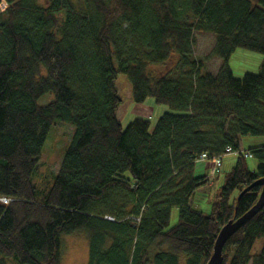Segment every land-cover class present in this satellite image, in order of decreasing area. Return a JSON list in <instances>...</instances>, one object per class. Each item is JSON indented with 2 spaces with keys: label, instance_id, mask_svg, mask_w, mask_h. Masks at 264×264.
<instances>
[{
  "label": "trees",
  "instance_id": "1",
  "mask_svg": "<svg viewBox=\"0 0 264 264\" xmlns=\"http://www.w3.org/2000/svg\"><path fill=\"white\" fill-rule=\"evenodd\" d=\"M1 2L0 198L10 203H0V264H60L61 236L76 231L87 235V264H207L220 229L261 192L253 184L264 178V145L241 152L239 142L264 137V62L258 74L235 78L228 60L237 49L264 56V0ZM195 34L213 36L204 57L195 55ZM212 59L221 61L215 74ZM153 66L166 70L153 75ZM119 74L134 103L152 98L171 113L153 128L137 119L123 129ZM48 94L53 100L39 105ZM57 123L73 135L43 191L35 175ZM227 148L240 153L205 214L190 206L210 184L196 164ZM245 152L258 160L254 172ZM222 258L264 264V208Z\"/></svg>",
  "mask_w": 264,
  "mask_h": 264
},
{
  "label": "rangeland",
  "instance_id": "2",
  "mask_svg": "<svg viewBox=\"0 0 264 264\" xmlns=\"http://www.w3.org/2000/svg\"><path fill=\"white\" fill-rule=\"evenodd\" d=\"M47 0H39L40 4H45ZM81 0H74L75 3H80ZM256 3V0H252ZM213 46V36L210 34H195V55L196 57H204L208 54ZM264 62V56L247 51L244 49H237L229 58L228 66L231 69L235 78H242L245 74H258L261 65ZM174 65V61L169 64L167 69ZM221 61L219 59H212L207 64V71L209 73H217ZM166 69L160 67H151L150 73L153 75L163 74ZM116 88L120 99L121 105L117 110V119L119 120L123 129L134 120L148 121L153 128L158 119L164 113H171L168 107L157 105L152 98L147 99L143 104H136L131 99V85L126 76L119 74L116 80ZM53 100L50 94L42 97L38 104L46 105ZM73 135V130L63 124H54L50 130L48 138L44 144L42 156L35 175V182L41 186V190L47 191L51 186L54 175L57 174L63 155L67 145ZM240 149L247 151L250 148H255L264 145V137H251L246 136L240 139ZM237 154L223 155L221 159V167L219 173L215 176L213 181H210L205 187L200 188L201 191H208L212 188L213 193L220 191L224 184L226 176L231 172L236 164ZM247 168L254 172L258 165V160L255 158H246ZM212 164L210 161L198 162L196 164V175H204L210 177V168ZM210 186V187H208ZM237 192L232 194V198L236 196ZM205 193H199L192 197L190 206L196 210H200L205 214L210 211V202L214 198V194L210 197L201 196ZM178 221V208L174 207L171 210L169 227L174 226ZM60 264H87L89 247L88 238L85 232L76 231L72 234L63 235L60 239ZM263 246V239L256 241L254 244L252 254H258ZM7 264H15L11 261ZM249 264H252L251 262Z\"/></svg>",
  "mask_w": 264,
  "mask_h": 264
},
{
  "label": "water",
  "instance_id": "3",
  "mask_svg": "<svg viewBox=\"0 0 264 264\" xmlns=\"http://www.w3.org/2000/svg\"><path fill=\"white\" fill-rule=\"evenodd\" d=\"M253 186H259L261 187V192L258 198V201L256 204L243 216H241L238 219L230 220L228 223H226L219 231L214 248L213 253L208 261L207 264H222L223 258H222V250L225 245V243L234 236L241 228L242 226L251 220L260 210L264 208V178L257 180ZM252 187V186H251ZM251 187L245 188L237 197L239 199L242 195L247 193Z\"/></svg>",
  "mask_w": 264,
  "mask_h": 264
},
{
  "label": "built area",
  "instance_id": "4",
  "mask_svg": "<svg viewBox=\"0 0 264 264\" xmlns=\"http://www.w3.org/2000/svg\"><path fill=\"white\" fill-rule=\"evenodd\" d=\"M5 3L4 2H1L0 4V9H4L5 8ZM242 152V150H241ZM225 153L226 154H230V153H233V151L230 149V148H227L225 150ZM236 154H239L240 152H235ZM244 157L245 158H252V155L248 152H245L244 153ZM204 161H208V156L206 154H202L199 156L198 158V161L197 162H204ZM211 163H212V166L210 168V177L207 176L208 180H209V183L210 181H213L215 179V176L219 173V170H220V167H221V156H218V157H214L212 160H211ZM0 203L3 204V205H8L10 203V200L7 199V198H0Z\"/></svg>",
  "mask_w": 264,
  "mask_h": 264
},
{
  "label": "crops",
  "instance_id": "5",
  "mask_svg": "<svg viewBox=\"0 0 264 264\" xmlns=\"http://www.w3.org/2000/svg\"><path fill=\"white\" fill-rule=\"evenodd\" d=\"M241 147V146H240ZM212 164V163H211ZM205 193V194H202L201 196H204L205 198L206 197H210V196H212L214 193H213V191H212V188L211 189H209L208 191H201L200 189H198L197 190V192H196V194L198 195L199 193ZM218 193V192H217ZM217 193H215L213 196L215 197L216 195H217ZM212 201V200H211Z\"/></svg>",
  "mask_w": 264,
  "mask_h": 264
},
{
  "label": "bare ground",
  "instance_id": "6",
  "mask_svg": "<svg viewBox=\"0 0 264 264\" xmlns=\"http://www.w3.org/2000/svg\"><path fill=\"white\" fill-rule=\"evenodd\" d=\"M226 154V153H225ZM231 154V153H230ZM223 156H221V159H222Z\"/></svg>",
  "mask_w": 264,
  "mask_h": 264
}]
</instances>
